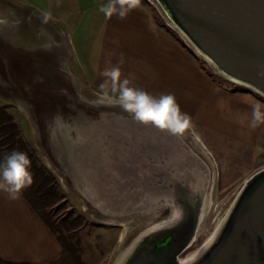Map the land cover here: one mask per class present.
I'll return each instance as SVG.
<instances>
[{"label": "water", "instance_id": "water-1", "mask_svg": "<svg viewBox=\"0 0 264 264\" xmlns=\"http://www.w3.org/2000/svg\"><path fill=\"white\" fill-rule=\"evenodd\" d=\"M214 75L264 99V0H146ZM10 73L37 149L101 224L130 226L107 264H264V165L213 212L218 166L191 127L174 135L89 99L62 58Z\"/></svg>", "mask_w": 264, "mask_h": 264}, {"label": "crops", "instance_id": "crops-1", "mask_svg": "<svg viewBox=\"0 0 264 264\" xmlns=\"http://www.w3.org/2000/svg\"><path fill=\"white\" fill-rule=\"evenodd\" d=\"M69 26L70 73L104 96L100 72L123 58L121 79L152 95L171 93L191 117L200 136L215 134L252 146L264 124L252 129V106L264 99L216 77L176 34L140 0L125 19L107 18L100 7L107 0H16ZM73 21V23H72ZM108 95L117 101L118 92ZM61 253L56 236L22 193L15 199L0 190V261L50 264Z\"/></svg>", "mask_w": 264, "mask_h": 264}, {"label": "rangeland", "instance_id": "rangeland-1", "mask_svg": "<svg viewBox=\"0 0 264 264\" xmlns=\"http://www.w3.org/2000/svg\"><path fill=\"white\" fill-rule=\"evenodd\" d=\"M146 3L149 4L147 1ZM149 6L156 17L164 23L155 8L150 4ZM11 33L13 37L10 36ZM69 33L67 24L51 18L45 22L43 14L34 11L24 2L0 0V49L4 47L6 51L4 54L0 51V110H6L12 115L19 127L20 137L38 151L44 164L46 160L36 147V134L32 119L24 107L12 96L10 87L7 85L8 71L16 75L29 66L33 60L45 61L51 57L57 59L60 56L64 73L77 85L82 95L89 99L117 102L100 95L85 81L80 82L70 73L72 64L68 61L71 49ZM3 55L9 56L8 61H2ZM205 66L208 67L206 64ZM5 70H8L7 75ZM190 127L208 147L218 166L214 212L243 177L264 165V127L257 142L252 146L215 134H206L203 137L192 125ZM57 178L62 198L59 203L50 208L53 212L52 218L57 224L63 220L77 219L78 225L68 232L72 234V241L77 242L82 260L85 264H107L121 234L130 226V223L101 224L78 199L63 187L60 177L57 176Z\"/></svg>", "mask_w": 264, "mask_h": 264}, {"label": "clouds", "instance_id": "clouds-1", "mask_svg": "<svg viewBox=\"0 0 264 264\" xmlns=\"http://www.w3.org/2000/svg\"><path fill=\"white\" fill-rule=\"evenodd\" d=\"M140 4V0H107L100 7V11L107 18L117 16L125 19L127 15ZM49 14H44L45 22ZM120 62L100 72L104 78L100 88L104 96L108 95L109 82L112 92H118L117 102L120 107L133 119L143 123L151 124L161 130H166L174 135H182L191 124V117L183 112L176 98L171 93H162L159 96L152 95L148 91L136 87L128 78L121 79ZM264 75V73H261ZM264 124V110L262 105L256 103L252 106V118L249 126L252 129ZM31 160L26 152L12 150L3 161H0V190L6 192L10 199H15L20 192L33 182L30 172Z\"/></svg>", "mask_w": 264, "mask_h": 264}, {"label": "trees", "instance_id": "trees-1", "mask_svg": "<svg viewBox=\"0 0 264 264\" xmlns=\"http://www.w3.org/2000/svg\"><path fill=\"white\" fill-rule=\"evenodd\" d=\"M14 149L26 152L31 160L29 170L32 173L33 182L21 193L31 208L56 236L61 247L59 257L50 264H85L81 258L77 242L72 241V234L68 232L76 227L79 221L77 219L63 220L57 224L52 218L53 212L50 208L59 203L62 198L57 176L44 164L38 151L20 137L19 127L12 115L6 110H0V161H3ZM0 264L12 263L0 261Z\"/></svg>", "mask_w": 264, "mask_h": 264}, {"label": "flooded vegetation", "instance_id": "flooded-vegetation-1", "mask_svg": "<svg viewBox=\"0 0 264 264\" xmlns=\"http://www.w3.org/2000/svg\"><path fill=\"white\" fill-rule=\"evenodd\" d=\"M0 51L4 54V52H6L5 50H4V47L3 48H1L0 49ZM8 59H9V56H7V55H3V58H2V61H4V60H6V61H8ZM8 63V62H7ZM5 69V68H4ZM7 71L8 70H5V74L7 75ZM11 72V71H10ZM10 75V73H9V71H8V76Z\"/></svg>", "mask_w": 264, "mask_h": 264}, {"label": "bare ground", "instance_id": "bare-ground-1", "mask_svg": "<svg viewBox=\"0 0 264 264\" xmlns=\"http://www.w3.org/2000/svg\"><path fill=\"white\" fill-rule=\"evenodd\" d=\"M2 28H3V27H2ZM7 28H8V27H7ZM16 28H17V27H16ZM4 29H5V28H4ZM4 29H3V30H4ZM6 30H7V29H6ZM6 30H5V31H6ZM2 32H3V31H2ZM8 32H9V30H8ZM11 34H12V33H11ZM18 35H19V34H18ZM18 35H17V36H18ZM10 36H12V37H13V34H12V35H10ZM14 36H15V35H14ZM0 37H1V34H0ZM20 37H21V36H20ZM9 38H10V37H9ZM17 40H18V39H17ZM15 42H16V41H15ZM24 42H25V41H24ZM26 43H27V41H26Z\"/></svg>", "mask_w": 264, "mask_h": 264}]
</instances>
